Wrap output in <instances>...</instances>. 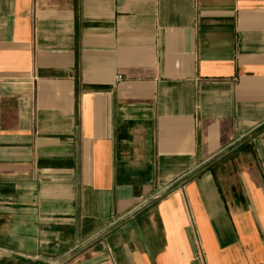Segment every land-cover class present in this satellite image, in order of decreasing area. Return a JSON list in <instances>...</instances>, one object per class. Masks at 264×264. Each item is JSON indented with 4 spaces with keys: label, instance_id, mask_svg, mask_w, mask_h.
<instances>
[{
    "label": "crops",
    "instance_id": "1",
    "mask_svg": "<svg viewBox=\"0 0 264 264\" xmlns=\"http://www.w3.org/2000/svg\"><path fill=\"white\" fill-rule=\"evenodd\" d=\"M0 264H264V0H0Z\"/></svg>",
    "mask_w": 264,
    "mask_h": 264
}]
</instances>
